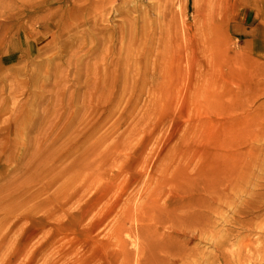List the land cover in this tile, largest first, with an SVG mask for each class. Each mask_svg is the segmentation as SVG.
I'll return each instance as SVG.
<instances>
[{
    "label": "rangeland",
    "instance_id": "374dc122",
    "mask_svg": "<svg viewBox=\"0 0 264 264\" xmlns=\"http://www.w3.org/2000/svg\"><path fill=\"white\" fill-rule=\"evenodd\" d=\"M217 240L261 258L264 0H0V264H218Z\"/></svg>",
    "mask_w": 264,
    "mask_h": 264
},
{
    "label": "bare ground",
    "instance_id": "6f19581e",
    "mask_svg": "<svg viewBox=\"0 0 264 264\" xmlns=\"http://www.w3.org/2000/svg\"><path fill=\"white\" fill-rule=\"evenodd\" d=\"M76 159L77 160H74V161L71 162L73 164H71L69 162L70 165L68 163L64 167L59 166V167L56 168V172L57 173H60L62 175L63 179L65 178L64 179V184H67V181L70 179L71 174H73L72 173V170L78 172L79 169H81L82 166H83V164H84V158H83V156H77ZM139 246H140V249L138 248L139 251L137 250V252H144L145 247L141 244V242H139ZM155 250H157V249H155ZM215 250H216V254H215L216 257L215 258L217 259V261H219L218 264H244V261L241 259V257L237 259V262L231 263L230 260L227 258V255L224 252V248H223L222 242H220V240H217L216 241V243H215ZM261 252H262L261 253V258L259 259V261L256 264H262V263H264V247L261 249ZM128 260L129 259H128V255H127L126 256V259H125V264H129V261ZM163 262H164V260L162 259L160 261V263H163ZM147 264H153V260L151 262H148L147 261Z\"/></svg>",
    "mask_w": 264,
    "mask_h": 264
}]
</instances>
